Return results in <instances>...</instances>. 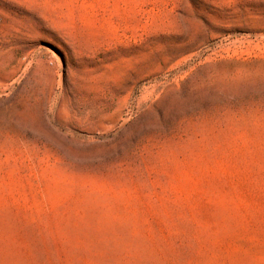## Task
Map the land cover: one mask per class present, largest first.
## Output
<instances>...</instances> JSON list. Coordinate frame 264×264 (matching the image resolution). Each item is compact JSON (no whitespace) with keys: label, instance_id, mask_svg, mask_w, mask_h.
Returning <instances> with one entry per match:
<instances>
[{"label":"rangeland","instance_id":"obj_1","mask_svg":"<svg viewBox=\"0 0 264 264\" xmlns=\"http://www.w3.org/2000/svg\"><path fill=\"white\" fill-rule=\"evenodd\" d=\"M0 264H264V0H0Z\"/></svg>","mask_w":264,"mask_h":264}]
</instances>
